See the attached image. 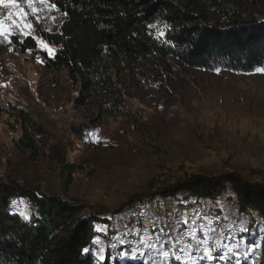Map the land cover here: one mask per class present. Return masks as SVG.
<instances>
[{"label": "rangeland", "instance_id": "obj_1", "mask_svg": "<svg viewBox=\"0 0 264 264\" xmlns=\"http://www.w3.org/2000/svg\"><path fill=\"white\" fill-rule=\"evenodd\" d=\"M61 13H45L57 20H44L33 34L55 49L42 32L60 31L67 18ZM152 24L159 27L158 21ZM39 50L46 51L38 44L26 52L14 43L0 44V176L87 208L108 209L102 217L108 221L97 225L93 239L97 258L103 247L105 258L117 249L123 261L141 258L150 264H161V253L169 250L180 260L190 255L194 263L264 264L260 213L242 211L232 192L208 200L154 195L191 172H237L264 184V135L254 130L264 120V73L192 69L173 57L121 61L110 70L115 89L77 109L79 86L66 70L51 72L38 62ZM21 109L48 130L38 137L42 154L36 159L16 145ZM53 144L66 164L76 165L70 183L48 156ZM24 204L31 212L25 199L15 201L16 211ZM204 240L215 260L202 258ZM236 245L240 255L228 251Z\"/></svg>", "mask_w": 264, "mask_h": 264}, {"label": "trees", "instance_id": "obj_2", "mask_svg": "<svg viewBox=\"0 0 264 264\" xmlns=\"http://www.w3.org/2000/svg\"><path fill=\"white\" fill-rule=\"evenodd\" d=\"M53 2L68 16L60 31L42 32L44 40L57 46L54 55L42 50L37 53L47 70H66L71 82L79 86L73 101L77 109L101 91L115 89L110 70L121 61L137 63L157 56L176 58L192 69L253 72L264 67V0ZM155 21L160 29L165 23L170 26L164 29L165 38L157 39L156 30L148 28ZM13 43L22 52L37 50V41L31 36L23 42L14 37ZM20 126L17 147L38 158L42 154L38 137L48 133L46 125L21 109ZM74 133L80 134L78 130ZM50 151L48 156L60 165L70 183L76 165L66 164L60 147L53 144ZM229 192L242 211H259L264 225V184L237 172L186 173L154 195L171 201L208 200ZM18 199L29 202V220L16 211ZM107 214L108 209L87 208L35 185L0 176V264H150L141 258L123 261L117 249L108 252L103 261L95 256L93 239L98 235L97 225L108 221L102 218ZM84 248L90 251L85 253ZM168 264L205 263L175 259Z\"/></svg>", "mask_w": 264, "mask_h": 264}, {"label": "snow or ice", "instance_id": "obj_3", "mask_svg": "<svg viewBox=\"0 0 264 264\" xmlns=\"http://www.w3.org/2000/svg\"><path fill=\"white\" fill-rule=\"evenodd\" d=\"M53 10L56 12H60V9L57 3L53 2V0H0V44H13V38L20 39L23 42L24 37L32 36L33 39L37 41L38 46L43 47L49 56H53L56 52V49L49 46L45 41H43L39 36L33 35L36 28L44 21L51 20L55 22L57 20V16L55 15H45V13H51ZM63 17H67L68 13H61ZM34 18V19H33ZM170 26L166 23L163 25V29H160L157 24L148 25V28L154 29L157 32V39L165 38L164 29H168ZM48 32H51V28L45 29ZM170 42V41H167ZM31 51V49H29ZM38 62L43 63L42 60L38 59ZM219 72V69H216ZM259 73H264V67H260L256 69ZM97 142H99V137H95ZM20 215L23 216L25 220H29L30 210L27 204H24L23 211L20 212ZM187 223V220L184 221ZM214 231V229H212ZM163 231V229L161 230ZM120 243H124V241H120ZM144 243V241H141ZM219 243V242H218ZM203 244L205 247L203 248L204 257L208 260H215L216 257L213 254V249L207 247L208 240H204ZM188 248H192L191 244L186 245ZM90 251L89 248H84L83 252L88 253ZM229 252L232 251L231 248L228 249ZM104 248L100 247L96 255L100 260H103L104 257ZM135 255V252L132 253ZM163 261L168 260L170 257H174L176 260H180L181 256L176 255L172 251H163L161 253ZM237 255H240L237 253ZM244 255H247L246 253ZM188 260H191V256L187 257Z\"/></svg>", "mask_w": 264, "mask_h": 264}, {"label": "built area", "instance_id": "obj_4", "mask_svg": "<svg viewBox=\"0 0 264 264\" xmlns=\"http://www.w3.org/2000/svg\"><path fill=\"white\" fill-rule=\"evenodd\" d=\"M254 130L260 134L264 135V120H262L261 122H259L258 124L255 125ZM221 221V220H219ZM240 247H238V245H236L235 248L232 249V252L234 255H237V253H240ZM207 260V258H205Z\"/></svg>", "mask_w": 264, "mask_h": 264}]
</instances>
